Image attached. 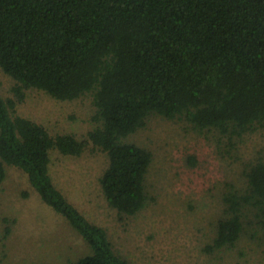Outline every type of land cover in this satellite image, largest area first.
Listing matches in <instances>:
<instances>
[{
    "label": "trees",
    "instance_id": "1",
    "mask_svg": "<svg viewBox=\"0 0 264 264\" xmlns=\"http://www.w3.org/2000/svg\"><path fill=\"white\" fill-rule=\"evenodd\" d=\"M0 67L21 98L37 88L71 100L91 92L95 126L85 139L52 135L0 93V184L6 167L27 176L40 199L82 237L88 253L64 264H131L105 226L55 185L50 152L103 151L106 202L121 215L147 203V148L124 138L152 114L179 117L230 141L264 129V0H0ZM229 185L208 252L231 248L245 230L264 239V147Z\"/></svg>",
    "mask_w": 264,
    "mask_h": 264
},
{
    "label": "rangeland",
    "instance_id": "2",
    "mask_svg": "<svg viewBox=\"0 0 264 264\" xmlns=\"http://www.w3.org/2000/svg\"><path fill=\"white\" fill-rule=\"evenodd\" d=\"M15 85L0 67L1 95L15 99L14 110L50 134L85 139L95 126L91 92L61 100L31 87L17 98ZM124 140L152 153L145 178L148 201L133 215L119 214L105 200L99 183L107 166L103 151L87 143L76 156L50 152L55 185L88 219L105 226L116 252L131 264H264V239L249 229L231 248L205 249L215 221L224 215V191L246 186L243 170L264 147V129L229 143L214 130L152 114ZM88 251L81 235L40 199L24 171L7 166L0 184V264H64Z\"/></svg>",
    "mask_w": 264,
    "mask_h": 264
}]
</instances>
